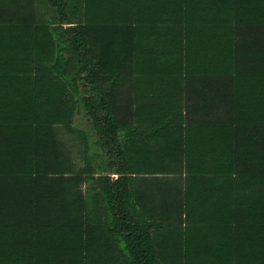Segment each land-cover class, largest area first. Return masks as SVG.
Listing matches in <instances>:
<instances>
[{"label": "trees", "instance_id": "obj_1", "mask_svg": "<svg viewBox=\"0 0 264 264\" xmlns=\"http://www.w3.org/2000/svg\"><path fill=\"white\" fill-rule=\"evenodd\" d=\"M0 84L75 137L0 160V264H264V0H0Z\"/></svg>", "mask_w": 264, "mask_h": 264}, {"label": "crops", "instance_id": "obj_2", "mask_svg": "<svg viewBox=\"0 0 264 264\" xmlns=\"http://www.w3.org/2000/svg\"><path fill=\"white\" fill-rule=\"evenodd\" d=\"M54 86L55 87L48 88L44 85L36 86L33 84H0V156H2L0 157V160H5L7 159L5 158L6 156L12 155L28 156L36 151H42L44 153L47 152L48 154L53 152L57 156L66 153L67 140L71 138L75 140V137L66 132L64 125V113L60 115L59 111L60 106H64V101L67 97L65 90L60 92V86ZM47 88L48 90H46ZM61 88L65 89L64 86ZM54 89L57 90V93H50L52 90L54 91ZM42 101L48 103L44 102V105H42ZM41 106L44 107L42 109L47 110L44 123L51 126L52 129L37 132L34 130V122L36 121L41 123L39 120L41 116L38 120H35L33 115L35 110L38 112L42 110H40V108L35 109V107L38 108ZM24 112H28L30 116ZM78 120L81 122L80 119ZM8 124L15 125H12V127L8 129ZM137 126L141 127L142 125ZM154 140L155 138L146 139L145 135L139 134L134 138L131 145H129L128 152H130L132 156H135V162L137 164L135 169H140V157L144 155L147 148L151 151L155 150L153 148L155 146ZM76 142H78V144L72 143L70 145L75 151V147H77V149L80 147L79 140ZM91 149L98 150L100 147L92 144ZM9 160L12 161V159ZM107 161L108 158H106V162ZM55 163V167L59 168L60 161H58V159L56 162L54 161L53 163H50L49 168L53 169ZM142 165L145 171H156L158 169L155 162L148 167H145V164ZM62 167L64 168V165H62ZM105 167L106 170H109L108 163H106ZM118 176L119 175L117 173H113V180H116ZM145 176H147L148 181L136 180L133 184L137 185V187L143 186L144 190H147V195H152L155 198L157 195L156 186L160 185L157 180H155V178L158 177L154 172H149ZM5 181L6 180H1L0 184H4Z\"/></svg>", "mask_w": 264, "mask_h": 264}, {"label": "rangeland", "instance_id": "obj_3", "mask_svg": "<svg viewBox=\"0 0 264 264\" xmlns=\"http://www.w3.org/2000/svg\"><path fill=\"white\" fill-rule=\"evenodd\" d=\"M79 119L81 120V125H80L81 127H83V128H89L90 127V123H89V121H88V119L86 117L81 116V117H79ZM78 165L81 166V165H84V164L81 161L80 163H78Z\"/></svg>", "mask_w": 264, "mask_h": 264}]
</instances>
